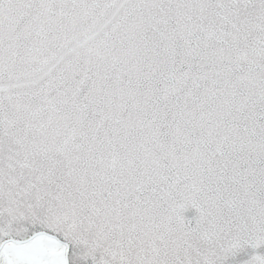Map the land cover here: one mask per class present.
I'll return each instance as SVG.
<instances>
[{"label":"snow or ice","instance_id":"snow-or-ice-1","mask_svg":"<svg viewBox=\"0 0 264 264\" xmlns=\"http://www.w3.org/2000/svg\"><path fill=\"white\" fill-rule=\"evenodd\" d=\"M0 264H264V0H0Z\"/></svg>","mask_w":264,"mask_h":264}]
</instances>
